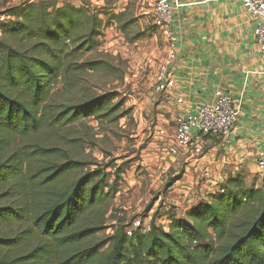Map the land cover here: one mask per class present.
Returning <instances> with one entry per match:
<instances>
[{
    "label": "trees",
    "instance_id": "16d2710c",
    "mask_svg": "<svg viewBox=\"0 0 264 264\" xmlns=\"http://www.w3.org/2000/svg\"><path fill=\"white\" fill-rule=\"evenodd\" d=\"M9 15L0 22V224L19 222L26 229L23 237L0 236V264H264V174H257L261 185L255 188L242 173L229 175L219 192L188 206L181 217L167 212V231L153 221L147 230L127 231L129 225L119 219L112 236L81 248L101 230L85 219L104 216L118 192L119 172L114 169L109 184L108 165L69 160L37 169L32 162L47 159L52 149L32 144L49 127L121 118L117 112L122 105L112 93L75 104L52 99L53 87L72 70L99 69L96 62H85L83 68L76 61L96 49L105 27L103 14L39 2ZM109 20L122 32L130 26L123 13ZM90 166L95 168L54 191L66 175ZM37 194L43 207L34 203ZM9 195L14 202L8 205ZM30 239L36 242L25 250Z\"/></svg>",
    "mask_w": 264,
    "mask_h": 264
},
{
    "label": "rangeland",
    "instance_id": "374dc122",
    "mask_svg": "<svg viewBox=\"0 0 264 264\" xmlns=\"http://www.w3.org/2000/svg\"><path fill=\"white\" fill-rule=\"evenodd\" d=\"M39 2L57 8L68 3L75 8L99 10L105 21L96 49L76 61L83 68L85 62H96L99 69L72 70L53 87L52 99L57 104H75L112 93L122 105L117 112L121 118L112 123L89 119L67 127H49L33 137L36 144L32 146L52 149L47 159L32 162L37 169L69 160L94 163L100 168L108 165L109 184L114 180V169L119 172L118 192L109 201L104 216L88 215L85 219V223L92 222L101 230L85 240L81 248L112 236L119 219L129 225L127 231L147 230L151 221L165 226L167 231L170 223L167 212L181 217L188 206L206 201L207 194L219 192L229 175L242 173L248 186L260 187L253 165L223 164L221 153L214 157L213 163L199 169L198 163L187 164L177 157L167 156L166 148L177 126V115L169 108L168 97L153 93L155 74L167 52V43L153 15V0H0V22L10 18L9 12ZM119 13L124 14V23H130L126 32L115 22L108 21L109 16ZM158 130H163L166 136L159 137ZM222 147L225 149L228 145ZM94 168L85 167L66 175L55 184L54 191H62L80 174ZM175 178L180 179L171 185ZM5 200L8 205L14 202L12 195ZM34 203L36 207L44 206L41 194H37ZM25 229L24 223L0 224V236L23 237L20 233ZM35 242L34 239L24 242L25 250L32 248Z\"/></svg>",
    "mask_w": 264,
    "mask_h": 264
},
{
    "label": "crops",
    "instance_id": "0c3cea01",
    "mask_svg": "<svg viewBox=\"0 0 264 264\" xmlns=\"http://www.w3.org/2000/svg\"><path fill=\"white\" fill-rule=\"evenodd\" d=\"M168 1L176 53L171 70L177 81L166 96L169 108L179 120L220 88L239 109L229 146L224 149L218 139L209 140L197 169L213 163L219 153L223 164L252 166L264 145V62L255 48L253 20L240 0ZM179 97L182 105L175 103Z\"/></svg>",
    "mask_w": 264,
    "mask_h": 264
},
{
    "label": "built area",
    "instance_id": "2783aa9c",
    "mask_svg": "<svg viewBox=\"0 0 264 264\" xmlns=\"http://www.w3.org/2000/svg\"><path fill=\"white\" fill-rule=\"evenodd\" d=\"M153 15L157 20L161 34L167 43L164 61L160 64L153 84L156 96H169L175 89L177 81L172 73L176 59L174 50L175 37L172 32V8L168 0H153ZM243 9L253 20L254 44L260 59L264 62V0H240ZM177 105L184 103L183 98L175 99ZM239 109L232 96L223 89L214 90L210 101L195 104L190 112L177 120V126L167 145L169 157H179L189 163H198L204 156V148L211 139H219L221 145H228L237 130ZM159 137L166 136L158 130ZM253 166L257 174H264V145L258 151Z\"/></svg>",
    "mask_w": 264,
    "mask_h": 264
}]
</instances>
